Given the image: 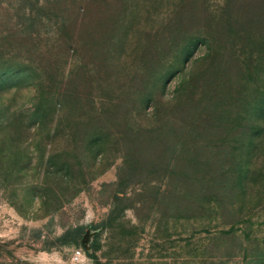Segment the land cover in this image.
Returning <instances> with one entry per match:
<instances>
[{"label": "rangeland", "instance_id": "374dc122", "mask_svg": "<svg viewBox=\"0 0 264 264\" xmlns=\"http://www.w3.org/2000/svg\"><path fill=\"white\" fill-rule=\"evenodd\" d=\"M0 264H264V0H0Z\"/></svg>", "mask_w": 264, "mask_h": 264}, {"label": "trees", "instance_id": "16d2710c", "mask_svg": "<svg viewBox=\"0 0 264 264\" xmlns=\"http://www.w3.org/2000/svg\"><path fill=\"white\" fill-rule=\"evenodd\" d=\"M201 42L200 39H195V44ZM188 49H190L189 47H187ZM180 54V53H179ZM176 56L175 60H178L179 55ZM190 53H186L185 55H188ZM184 57V56H183ZM183 59V58H182ZM184 61V60H183ZM172 68V67H171ZM169 69H167V74L171 77H174L177 73L176 72H180V71H173V69H171L170 71H168ZM180 74V73H179ZM170 79V77H169ZM163 88H165L166 86V82L162 83ZM180 88L176 89V94L173 97V102L175 104V106L179 109L180 107H183L185 105V103H187V101L190 99L191 94L189 95V93L182 91L183 89V85L181 87L178 86ZM157 95L155 93H149L146 94V96L144 97L145 102L147 104L152 103L154 101V106H155V98ZM168 122L169 119L166 118L164 120V122ZM163 121H158V124L153 125V127L150 129V131H152V133H158L160 132L161 134H165L167 135L168 131L163 130L164 128H166L167 125L166 123L164 124ZM179 132L177 134V131L175 129V131H172L173 135H175V137L178 139L174 145V149L172 151V156H169V159L166 161L165 163V169L166 170H170V175L171 174H178L181 176H189V175H193V177L195 178V180L198 179V176L201 174L200 179H201V183H199L198 181L196 182L199 187H203L204 185L207 186L206 182L209 181V173L204 171L209 163V157L206 155H194V151H197V149H199L200 147H205L206 145L203 142L200 141H195V140H188V136L191 134V130H192V126L190 124H182L180 126V129H178ZM159 136V135H157ZM204 186V187H205ZM181 192L188 197H192V199H196L197 197H195V193L192 195L190 193V189L184 187V185H182L181 187ZM197 196V195H196Z\"/></svg>", "mask_w": 264, "mask_h": 264}]
</instances>
